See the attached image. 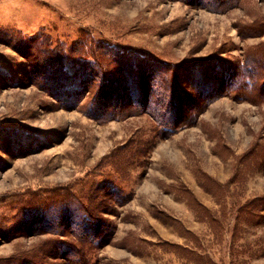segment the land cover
Returning <instances> with one entry per match:
<instances>
[{
  "label": "rangeland",
  "instance_id": "1",
  "mask_svg": "<svg viewBox=\"0 0 264 264\" xmlns=\"http://www.w3.org/2000/svg\"><path fill=\"white\" fill-rule=\"evenodd\" d=\"M0 264H264V0H0Z\"/></svg>",
  "mask_w": 264,
  "mask_h": 264
},
{
  "label": "trees",
  "instance_id": "2",
  "mask_svg": "<svg viewBox=\"0 0 264 264\" xmlns=\"http://www.w3.org/2000/svg\"><path fill=\"white\" fill-rule=\"evenodd\" d=\"M26 42L28 44H34L37 41L34 40V39H30L29 38V39H26ZM107 46L108 45H106V47ZM37 47H38V45L36 47L30 46V48L32 50H36ZM55 50L56 49H52L51 50V53H54ZM106 52H110V50H106ZM56 55L57 54L54 53L52 56H50V59L47 58L48 59L47 62H36L35 61L36 59H34V61L36 62V65H37L36 68L39 67V69H41L45 74L48 73L49 71H52L50 73V75H45V78L43 77L44 83L47 82L45 84H47L48 86H50L52 88L51 89L49 87L52 90V93L54 95H57V96H59L62 99H67V100L70 101V103H72L73 102L72 100H74V99H76V97H80L82 95L81 94V90L82 89H80V88L79 89H75L73 87V85H75V83H74V80H71V78L75 75V73H73L71 75H68L67 74V71L71 69V67H72L73 64L71 62H67L66 63L62 59H59V61L58 60L56 61ZM57 58H58V56H57ZM86 62L87 63H84L83 64L84 70L81 71L80 73L83 76H85V75H88L89 72H91V74H93V75L96 76L97 73H98V69L96 68L97 65H95V64H93L91 62L89 63L88 61H86ZM56 65H59L60 66V70L50 69L52 66H56ZM52 68H54V67H52ZM236 75L237 74H235V76ZM244 75H245V73H244ZM56 76H59L60 77V80L57 79ZM95 76H93V77H95ZM203 76L204 77H207L205 74ZM203 76H202V78H204ZM127 77L129 79L125 81L126 82V86L125 87L128 88V91L126 90L125 96H127V98H130V97L136 98V95L138 96V94H139L140 88H142L141 86H139V84L141 83V80L142 79H141V77H138V76L137 77H131V72L127 73ZM236 77H237V79L236 80L233 79V82L229 86L231 89L235 87V89H233V90H239V91L243 90L244 92L245 91H251V92H253L255 88H258L259 87V85L255 81H252L246 75L243 76V77H238V75H237ZM124 78H126V77H124ZM107 79H109V80H106L107 83L108 82H111L113 80L110 77H108ZM85 82H87V81H85ZM136 82H137V84H136ZM108 85H110V84H108ZM130 85H131V87H130ZM213 85L214 84L211 85V83H210L209 85H207V88L212 87ZM67 86H71L72 88H70V90H67V88H65ZM58 90H60V93L58 92ZM166 90H168V89H166ZM126 93H127V95H126ZM147 93H148V90L145 93L143 92V94L141 95V99L144 98V97H146V96H147L146 98H148L149 95H146ZM163 98L164 99L165 98L167 99L168 97L165 95V97L163 96ZM138 99H139V97H138ZM159 101H161V100L160 99H157V103L156 104H158V108H154V109H156V112L154 113V116L157 117V119H159V117H161V118L163 117V119H166V117L168 116L167 115V109H165L164 107L160 106L159 105ZM168 103H169V100H168ZM72 105H74V104L72 103ZM173 112H174V109H173ZM171 113H172V111H171ZM176 113H178V112L177 111L174 112V114H176ZM186 120H187V118L185 116V120L184 121L186 122ZM184 121H179V122H177L174 125L172 124V125H168V126H163V128L165 130H170L172 128V126L176 127V126H178V124L180 122H183L180 125L184 124L185 123ZM81 222H83V220ZM99 226H100V224L99 225L98 224H94V233H95L94 238H96V240L99 237V235H98L99 234L98 233ZM101 238H102V236H101ZM109 240H110V237L107 236V237H105V240L103 239V240H100V241H101V244L104 245V244L108 243Z\"/></svg>",
  "mask_w": 264,
  "mask_h": 264
}]
</instances>
